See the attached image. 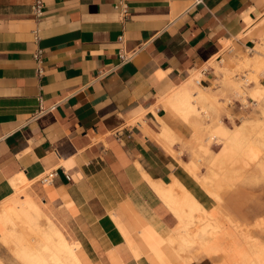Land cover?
I'll return each mask as SVG.
<instances>
[{"label": "crops", "instance_id": "1", "mask_svg": "<svg viewBox=\"0 0 264 264\" xmlns=\"http://www.w3.org/2000/svg\"><path fill=\"white\" fill-rule=\"evenodd\" d=\"M117 1L42 0L36 18L33 0H0V199L23 174L92 262L112 264L111 253L115 264H139L121 230L132 233L139 219L165 235L176 223L141 171L196 190L156 138L152 109L187 142L193 128L160 98L197 70L215 89L214 66L231 68L264 35V0H125V11ZM184 144L172 147L187 164ZM233 236L230 264L242 244Z\"/></svg>", "mask_w": 264, "mask_h": 264}, {"label": "bare ground", "instance_id": "2", "mask_svg": "<svg viewBox=\"0 0 264 264\" xmlns=\"http://www.w3.org/2000/svg\"><path fill=\"white\" fill-rule=\"evenodd\" d=\"M259 40L253 47L246 48V52L233 57L231 68L214 66L225 88L235 94L244 92L247 97L257 96L259 102L256 105V117H242L237 124L224 125L219 113L224 108L220 96H225L226 91L220 88L222 92L219 89V93H216L210 87L203 86L200 82L202 72L199 73V70L168 94L160 96L164 105H168L193 128L191 136L195 142L192 147L194 154L206 153L209 156L210 140H215L220 145V151L210 157L208 172L199 184V189L194 192L176 177H173L170 185L165 186L159 179L141 171L150 188L174 215L176 223L165 235L153 225L139 219L136 220L138 225L132 227V233L124 234L121 230L128 250L139 264H190L194 261L192 252L195 249L207 256L214 248L217 249L216 237L228 225L239 230L240 238L249 251V261L241 264H264V243L252 237L249 231L250 227L263 228L264 218L244 226L237 224V221L222 214L219 210V191L213 186L209 187L213 180L224 181L231 178L228 165L232 160L236 162L235 158L239 155L253 157L256 160V174L264 180V86L260 84L258 77L264 69V50ZM248 51H253V55L247 54ZM250 66H253L250 74L243 75L241 79L234 78V71ZM241 80L245 84L252 81L255 91L246 89L247 85L244 86L246 91L243 90L244 83ZM243 100L247 105L248 100ZM152 112L160 124L158 134L176 136L153 109ZM205 118H210L209 122H205ZM240 170L242 169L239 172ZM32 182L19 174L8 179L4 185L5 196L0 199V244L8 249L19 264H94L91 261L94 258L82 242L78 238H68L61 226L45 211L41 200L27 191ZM109 257L111 263L115 264L111 253Z\"/></svg>", "mask_w": 264, "mask_h": 264}, {"label": "rangeland", "instance_id": "3", "mask_svg": "<svg viewBox=\"0 0 264 264\" xmlns=\"http://www.w3.org/2000/svg\"><path fill=\"white\" fill-rule=\"evenodd\" d=\"M258 42L264 50V37H261ZM248 52L249 53L247 54L249 55H253L254 53L253 51H248ZM252 70H253V66L247 67L246 69L242 68V70L238 69L236 72L234 71V78L241 79L243 75L250 74ZM216 72L220 76L219 72L218 71ZM219 76H218V79L214 82L215 89H212V88L210 89L211 91L216 92V93H219V91L222 92L221 89L226 91L225 96L223 95L220 96L222 98L221 101H223L224 103V108L220 110L219 114H220V118L222 122L224 123V125L232 126L233 123L237 124L240 122L242 117H248V118L256 117L257 116V113H255L256 108H257L256 105L259 102V99L257 98V96L253 95L252 97L250 96L247 97L246 94H244V92L243 94H240V95L231 92L229 89L225 88L222 85L221 76L220 77ZM258 77L260 79L259 80L260 84L264 86V69H263V73ZM241 82L243 81L241 80ZM246 85H247L246 89L249 88L250 90L255 91V86L252 81H250V83L249 82H247L246 84L244 83V85H242L243 90H245L244 86ZM243 99L248 100L247 105L244 104L245 100ZM204 120L205 122H209L210 118H205ZM156 138L162 145H164L173 154L174 157L178 158L179 159L178 162H180L184 166V168L193 177H195L196 190H198L200 187L199 184L201 183L202 179L206 176L208 172L207 164L209 163V159L210 157H212V155L215 156V154L220 151V145L215 140L214 141L210 140V142H208L209 156H207L205 155L206 153L205 154L198 153V152L195 154L193 153L192 147L195 146V142L193 141L192 136L187 142H182L177 136L163 134V133L157 134ZM176 142L185 143L183 147H186L187 153H188L187 164H184L185 162H183L180 158L181 150L173 149L172 146ZM235 161L236 162L232 160L230 164L228 165V167H230V170L232 171L231 172L229 170L230 173H232L229 176L231 178H228L229 180L227 179L224 181L213 180L209 184V187L212 188L213 186V188L215 187L214 189L219 191L218 194L220 195V198H221L219 202V210L222 212V214L228 216L229 219L232 221L233 220L237 221V224L239 223L244 226L246 223L252 224L255 222V220H258L259 218L260 219L264 218V180L261 179L256 174V167H255L256 160L253 157L248 156V155H245V156L239 155L235 158ZM239 169H242L243 171L240 170L239 172ZM172 182H173V178H172ZM232 228L233 227H230L228 225L221 231L222 233L220 232L219 234L221 245L223 246V249L225 250V251L223 250V253L219 250V245H218L216 247L217 249L214 248L213 249L214 251L212 250V252L209 253L208 256L207 254H204L202 251L195 249L192 252L193 258L195 259L197 257L198 260L196 261L204 260L203 262L204 264H230L229 263V251L226 248L230 249L231 237L234 235L233 236L234 240L237 238L238 240L241 241L242 244L231 255V261L233 264H241L243 262L247 263L249 261L248 259L249 251L244 246L240 238V234H239L240 232H238L239 230H237L236 228L235 229L233 228L234 229L233 230ZM263 229H264V225H263V228H258V229L250 227V230H249L250 235L252 237H255L260 242L264 243ZM225 231L226 233H229L230 235L224 234ZM240 241H237V242H240ZM12 257L13 256L10 254L8 249L5 246L0 244V264H19Z\"/></svg>", "mask_w": 264, "mask_h": 264}, {"label": "built area", "instance_id": "4", "mask_svg": "<svg viewBox=\"0 0 264 264\" xmlns=\"http://www.w3.org/2000/svg\"><path fill=\"white\" fill-rule=\"evenodd\" d=\"M125 0H118L116 5L114 6L115 8H118L122 11H125L126 9V5L124 3ZM42 8H43V3L42 0H33L32 4H31V11L34 14V16L36 18H39L42 16ZM42 56V51L41 50H37L34 54H33V58L34 60L37 61V63L41 62V57ZM121 60H124V57L121 55ZM37 74L41 75L42 74V67L38 66L37 67ZM252 102V101H251ZM240 104V103H239ZM242 105V104H241Z\"/></svg>", "mask_w": 264, "mask_h": 264}]
</instances>
